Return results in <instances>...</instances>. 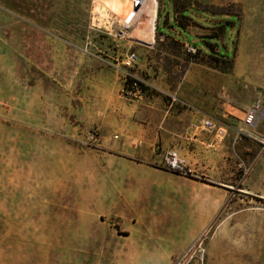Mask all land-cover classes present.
<instances>
[{
	"label": "rangeland",
	"instance_id": "rangeland-1",
	"mask_svg": "<svg viewBox=\"0 0 264 264\" xmlns=\"http://www.w3.org/2000/svg\"><path fill=\"white\" fill-rule=\"evenodd\" d=\"M172 1L170 21L163 0H0V264H124L143 247L128 234L171 233L158 210L119 202L131 163L115 153L122 140L110 124L124 108L111 97L139 89L136 57H127L264 75V0ZM188 10L197 24L181 15ZM193 39L194 54L181 43ZM253 163L242 156L224 178L232 191L222 208L201 209L206 222H175L181 249L170 264L188 250L189 264H264V195L252 192L263 179L249 176Z\"/></svg>",
	"mask_w": 264,
	"mask_h": 264
},
{
	"label": "crops",
	"instance_id": "crops-1",
	"mask_svg": "<svg viewBox=\"0 0 264 264\" xmlns=\"http://www.w3.org/2000/svg\"><path fill=\"white\" fill-rule=\"evenodd\" d=\"M174 3L163 0L161 5V12L170 21L175 19ZM190 13L189 17L184 12L181 15L195 19L194 23L199 21L188 10ZM158 29L167 35L162 30L165 27L158 24ZM170 30L175 35L172 27ZM198 40L181 43L195 45ZM134 56L131 77L142 89H132L134 99L115 94L111 97L115 105L124 108L120 119L110 124L112 136L122 140L115 153L128 157L131 163L120 180L123 191L119 202L140 214L158 210L161 227H168L171 233L153 237L128 234L143 247L124 264H170L181 249L180 227L175 222H190L194 230L196 222H206L198 218L201 209L222 208L232 191L224 178L232 179L238 172L242 156L254 157V167L260 164L259 170L253 167L249 176L253 173L263 179L262 188L254 182V191L259 190L252 192L260 194L262 189L264 195V75L240 72L236 66L231 72L214 70L185 57ZM257 101L261 108L254 124L245 125V112ZM205 119L215 120L217 130L203 131L200 124ZM125 143L134 147L125 148ZM165 154H175L182 160L184 176L164 166ZM171 205L180 206L178 214L166 218L164 213Z\"/></svg>",
	"mask_w": 264,
	"mask_h": 264
},
{
	"label": "built area",
	"instance_id": "built-area-1",
	"mask_svg": "<svg viewBox=\"0 0 264 264\" xmlns=\"http://www.w3.org/2000/svg\"><path fill=\"white\" fill-rule=\"evenodd\" d=\"M187 52L188 53H195V49H193L190 46H187ZM135 62V56L134 54H130L127 57L126 64L130 65ZM261 104L259 101H257L251 108L246 110L244 120L243 122L245 125L252 126L254 124L255 118H256V113L257 111H260ZM201 128L205 132H212L214 130H217V124L216 121L213 119H205L201 121ZM164 164L167 169L175 172H179L180 174L183 173L184 175L186 174L183 166H182V160L178 159L175 154H168V156L164 158ZM204 234H201L200 237L198 236L197 240L200 242L202 241V237ZM191 250H188L187 253L183 256L182 260H180L177 264H189L190 258H187V255L190 253Z\"/></svg>",
	"mask_w": 264,
	"mask_h": 264
},
{
	"label": "trees",
	"instance_id": "trees-1",
	"mask_svg": "<svg viewBox=\"0 0 264 264\" xmlns=\"http://www.w3.org/2000/svg\"><path fill=\"white\" fill-rule=\"evenodd\" d=\"M127 81H129V80H127ZM130 81H132V80H130ZM135 84L138 86L139 90L142 89V86H141L139 83H135ZM177 173H178V172H177Z\"/></svg>",
	"mask_w": 264,
	"mask_h": 264
},
{
	"label": "bare ground",
	"instance_id": "bare-ground-1",
	"mask_svg": "<svg viewBox=\"0 0 264 264\" xmlns=\"http://www.w3.org/2000/svg\"><path fill=\"white\" fill-rule=\"evenodd\" d=\"M147 22V21H146Z\"/></svg>",
	"mask_w": 264,
	"mask_h": 264
}]
</instances>
